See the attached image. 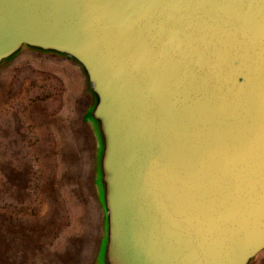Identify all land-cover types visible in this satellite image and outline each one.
Wrapping results in <instances>:
<instances>
[{
    "label": "water",
    "instance_id": "water-1",
    "mask_svg": "<svg viewBox=\"0 0 264 264\" xmlns=\"http://www.w3.org/2000/svg\"><path fill=\"white\" fill-rule=\"evenodd\" d=\"M23 47L94 98L101 264L264 251V0H0V64Z\"/></svg>",
    "mask_w": 264,
    "mask_h": 264
},
{
    "label": "rangeland",
    "instance_id": "rangeland-1",
    "mask_svg": "<svg viewBox=\"0 0 264 264\" xmlns=\"http://www.w3.org/2000/svg\"><path fill=\"white\" fill-rule=\"evenodd\" d=\"M93 104L65 56L23 47L0 64V264H101Z\"/></svg>",
    "mask_w": 264,
    "mask_h": 264
}]
</instances>
